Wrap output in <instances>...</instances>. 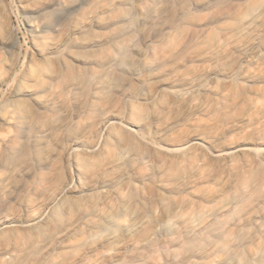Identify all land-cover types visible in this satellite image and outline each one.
<instances>
[{"label": "bare ground", "instance_id": "obj_1", "mask_svg": "<svg viewBox=\"0 0 264 264\" xmlns=\"http://www.w3.org/2000/svg\"><path fill=\"white\" fill-rule=\"evenodd\" d=\"M187 2L170 19L89 16L28 64L0 105V264L137 262L157 235L217 206L198 203L223 208L253 178L264 160V0ZM189 6L206 14L189 19ZM94 25L104 32L86 38ZM69 45L91 49L70 52L80 68L62 54Z\"/></svg>", "mask_w": 264, "mask_h": 264}, {"label": "rangeland", "instance_id": "obj_2", "mask_svg": "<svg viewBox=\"0 0 264 264\" xmlns=\"http://www.w3.org/2000/svg\"><path fill=\"white\" fill-rule=\"evenodd\" d=\"M55 2L59 6L42 9L38 7L37 0H0V105L12 97L28 64H43L40 53H47L49 48L56 47L60 42L72 41L77 36L76 26L81 20L94 16L106 22L127 9L129 13L124 19H170L173 14H179L184 5H189L187 0L168 3L166 0H141L140 8L133 5L134 0ZM188 9L189 19H201L206 14V11H196L193 6ZM145 10L156 12L145 15ZM44 24H56L57 30H41ZM135 29L144 34L150 25L138 24ZM10 32L13 33L12 39L8 37ZM102 32L100 26L94 25L85 37L91 38ZM90 50L69 45L62 54L76 68H80V63L69 56L70 52L87 54ZM258 53L264 54V50L261 48ZM245 56L244 52H235L233 61H242ZM148 86H154L152 80H149ZM255 87H264V82L256 83ZM169 92L182 94L179 90ZM142 102L140 99H128V103L134 105ZM61 121L64 123L66 120L61 117ZM153 140L152 136L149 137V141ZM81 152L87 150L82 149ZM72 165V158L68 159L63 165V172L71 171ZM239 165L242 166L241 161ZM253 170V178L246 186L231 193L230 203L226 206L219 208L218 203H198L203 208L217 206L212 214L201 223H195L196 227L192 229L176 223V234L157 235L151 246L143 251L142 259L127 261L126 264H151L153 261L157 264H242L238 261L239 256L244 259V264H264V160H257ZM226 258L228 261L223 262Z\"/></svg>", "mask_w": 264, "mask_h": 264}]
</instances>
